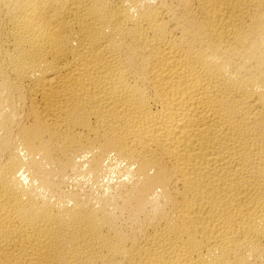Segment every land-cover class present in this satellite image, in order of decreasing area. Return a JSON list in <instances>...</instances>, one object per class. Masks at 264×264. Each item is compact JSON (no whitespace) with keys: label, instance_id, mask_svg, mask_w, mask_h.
I'll list each match as a JSON object with an SVG mask.
<instances>
[{"label":"bare ground","instance_id":"bare-ground-1","mask_svg":"<svg viewBox=\"0 0 264 264\" xmlns=\"http://www.w3.org/2000/svg\"><path fill=\"white\" fill-rule=\"evenodd\" d=\"M0 264H264V0H0Z\"/></svg>","mask_w":264,"mask_h":264}]
</instances>
